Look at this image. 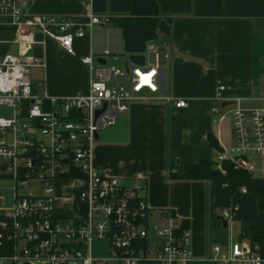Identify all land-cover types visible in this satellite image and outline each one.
<instances>
[{
    "label": "built area",
    "instance_id": "built-area-1",
    "mask_svg": "<svg viewBox=\"0 0 264 264\" xmlns=\"http://www.w3.org/2000/svg\"><path fill=\"white\" fill-rule=\"evenodd\" d=\"M29 3L0 0V14L11 17V42L25 50L44 42L36 38L40 33L75 55L77 40L110 22V16L94 13L85 20L33 14ZM126 54L125 69L108 62V56L118 58L109 50L81 56L88 86L70 95H51L42 83L32 82L31 69L45 67L43 58L25 51L0 56V104L12 110L10 117L0 116V182L10 180L13 191L11 207L0 208V264H264V224L261 241L246 237L237 205L218 211L229 232L227 247L214 245L211 254L198 257L181 218L165 210L152 217L138 178L122 180L95 166L96 134L102 128L114 124L131 102L147 99L144 91L164 99L159 90L167 81L168 52L149 41L142 61ZM226 89L218 84L213 112L224 102L232 106L235 141L218 152L214 165L226 173L229 163L264 181V95L262 105L248 107L241 97L226 98ZM175 105L186 107L188 101L179 98ZM96 241L106 244L105 257L94 255Z\"/></svg>",
    "mask_w": 264,
    "mask_h": 264
},
{
    "label": "crops",
    "instance_id": "crops-1",
    "mask_svg": "<svg viewBox=\"0 0 264 264\" xmlns=\"http://www.w3.org/2000/svg\"><path fill=\"white\" fill-rule=\"evenodd\" d=\"M33 14H59L85 20L99 16H126L132 0H29ZM169 36L158 32L155 43L169 57L164 61L167 81L159 93L145 91L117 115L115 123L99 131L94 164L103 173L122 180L138 178L156 219L160 211L177 215L191 230V247L198 257L212 253L214 245L225 249L229 232L218 211L211 207V183L206 179H173L180 166L213 159L234 144L229 111L213 112L217 86H226V98L260 101L264 95V0H157ZM11 17L0 14V56L27 52L44 59L38 79L51 95H70L86 90L87 67L80 57L92 50L117 54L124 61L122 31L111 24L97 26L93 35L75 43L76 54L65 52L57 42L36 34V43L21 48L11 42ZM107 57V58H108ZM38 80V81H37ZM187 99L186 107L176 100ZM228 106V105H227ZM214 163V162H213ZM226 229V230H225ZM139 264H160L141 261Z\"/></svg>",
    "mask_w": 264,
    "mask_h": 264
},
{
    "label": "trees",
    "instance_id": "trees-1",
    "mask_svg": "<svg viewBox=\"0 0 264 264\" xmlns=\"http://www.w3.org/2000/svg\"><path fill=\"white\" fill-rule=\"evenodd\" d=\"M162 21L157 0H132L129 15L110 16L109 24L120 28L124 40V51L131 60L142 61L141 53L148 40L158 36V26ZM226 173L218 170L207 160L180 166L171 172L173 179H206L211 183V207L219 211L228 205H239L237 218L246 237L262 239L264 224V189L253 185L248 173L236 169L232 164L225 165ZM247 186L241 193L240 188ZM3 244H0V254Z\"/></svg>",
    "mask_w": 264,
    "mask_h": 264
},
{
    "label": "rangeland",
    "instance_id": "rangeland-1",
    "mask_svg": "<svg viewBox=\"0 0 264 264\" xmlns=\"http://www.w3.org/2000/svg\"><path fill=\"white\" fill-rule=\"evenodd\" d=\"M156 39H157V37L153 38V39H150L147 42L155 41ZM107 60L112 66L119 67L121 69H125L124 61L120 60V62L116 63V62L112 61V59L109 58V57L107 58ZM40 74H41V70L40 69L35 68V67H33L31 69V76H32L33 80L34 79L35 80L38 79ZM122 79H124V78L119 77L118 81H121ZM243 104L245 106H248V107H255V106L262 105V101L244 102ZM231 107L232 106L229 105V106H226L225 108H222V113H227L228 111H230ZM11 113H12V110L10 108L0 104V116L10 117ZM251 180H252L253 185H256V186L261 187V188L264 189V181L259 180V179H255V178H252V177H251ZM0 184H1V188H0V208L9 209L11 207L12 203H13L12 183H11L10 180L4 179V180H1ZM244 186L247 188L246 185H244ZM241 193H243V192H241ZM60 209L64 210V208H62V207ZM238 220L240 221L239 217H238ZM238 230H239V223L236 222L235 223L234 235H236L238 233ZM106 247H107L106 244L104 242H102V241L94 242L93 243L94 255L99 256V257H105L107 255L106 254L107 253V248ZM19 264H21V263H19Z\"/></svg>",
    "mask_w": 264,
    "mask_h": 264
},
{
    "label": "water",
    "instance_id": "water-1",
    "mask_svg": "<svg viewBox=\"0 0 264 264\" xmlns=\"http://www.w3.org/2000/svg\"><path fill=\"white\" fill-rule=\"evenodd\" d=\"M158 32H159V33H162V34H164V35L169 36V34H170V27H169V25L167 24L166 21L162 20V21L159 23V26H158ZM98 61L101 62V63H105V59H103V58H99ZM227 104H228V102H224V103H223V106H226ZM105 107H106V105L103 106V109H104ZM103 109H99V110H97L96 115H98ZM98 138H99V133L96 134V139H98ZM219 219H221V217H219ZM221 221H222V225H223V227H226V221H225L224 219H221Z\"/></svg>",
    "mask_w": 264,
    "mask_h": 264
}]
</instances>
